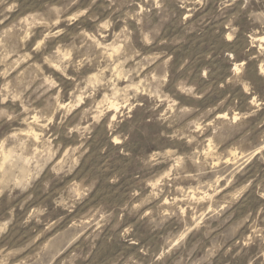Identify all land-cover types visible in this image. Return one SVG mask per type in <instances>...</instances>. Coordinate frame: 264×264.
Wrapping results in <instances>:
<instances>
[{
	"label": "rangeland",
	"instance_id": "obj_1",
	"mask_svg": "<svg viewBox=\"0 0 264 264\" xmlns=\"http://www.w3.org/2000/svg\"><path fill=\"white\" fill-rule=\"evenodd\" d=\"M157 2L163 6L154 7ZM181 2L182 0H125L124 3H118L115 7L120 11L116 15L126 16H123L113 29H106L107 34L94 33L91 30L92 22H87V35L81 34V43L92 37L96 47L102 49L101 56H106L108 60L105 67L110 68L105 75L112 85L109 90L112 95H101L96 106L107 104V116L114 117L108 119L109 125L123 120V114L127 113L132 117L131 124L135 131L124 144L121 143L120 135H113L109 142L104 127L97 128L89 140L91 147L88 155L91 158L84 163L76 160L78 153L72 152V149L78 147L74 142L57 145L52 140L46 150L34 149V153L47 155L49 159H52L51 153L54 152V163L65 169H72L73 177L77 172L80 176L98 177L101 183L97 185V199L103 198L100 204L88 211L70 213V218L61 215L55 222L49 220L44 225V231L36 233L38 238L35 239V244L39 245L36 251L41 259L54 257V264H74L80 249L84 247L81 242L91 241L95 245L93 251L98 260L108 258V264H119L122 257L131 256L128 264H132L137 258L132 254L140 249L159 245L161 253L171 256L178 249L188 247L189 236L203 230L199 244L207 247L203 249V256L198 258V264H246L247 258L243 254L233 259V252L241 246L236 244V241L243 244L254 230L264 231V219H261L264 217V211L257 203L255 194L249 195L253 186L257 192L264 187V175H258L260 168H264V164H259L261 157H264V151L261 150L264 144L259 143L261 138H264V128L261 127L264 125V100L260 98V94H264V84L257 75L264 73V14H261L259 9L253 11L250 16L239 11L235 15L230 11L221 13L217 10L215 0H208L207 5L203 7L197 4L195 8L191 4L181 7ZM98 12L107 14L104 9H98ZM137 16L143 17V28L151 30L154 41L152 44L144 43L140 39L141 22L137 21ZM33 23L32 20L24 23L26 34L29 36L34 30ZM124 28L132 34L127 44L124 36L117 37V33ZM6 39L8 37L0 32V43ZM12 51L7 45L0 47V81L15 78L19 85L32 83L33 78L43 69L32 65L31 53L13 56ZM122 56L128 58L127 63L121 59ZM168 57H171V60ZM95 75L96 73H90L84 85L93 92L100 84L99 78L96 81L91 79ZM162 77L165 87H160ZM177 79H180L184 86H193L199 94L204 95L202 100H192L186 96L182 98L184 106H195L197 112L177 111L180 102L174 103L176 98L173 91H166L170 82ZM247 81L257 85L259 94L250 96L248 91H244L243 86ZM67 86L66 84L65 87ZM0 87H3V84H0ZM125 93H134L137 100L145 102L144 106L138 104L132 107L130 101L121 104L120 97ZM153 100L155 104H152ZM221 100L228 102L223 110L217 106ZM64 103L70 101L65 100ZM210 106L215 107L211 114L206 111ZM249 108L258 110L255 115L249 116ZM73 111L78 112L79 109ZM189 115H195L198 120H207L209 127L215 121L228 120L238 121L239 126L220 130L227 146L217 145L212 136L202 138V146L190 147L186 141L169 140L160 135L164 130L171 133L173 128L186 121ZM149 117L151 121L146 122ZM242 117L244 119H241ZM33 120H38V117L33 116ZM169 124L173 128H169ZM129 126V122L125 121L120 130L127 132ZM22 131L31 133L34 142L40 143V134L35 128L26 126ZM107 131L110 132L111 129L108 128ZM48 139L51 140V137ZM170 145L175 147L170 148ZM101 147H106L107 150L100 153L97 149ZM121 147L131 151L134 156H142L149 150H171L176 155L171 157L170 163L147 166L141 170L134 159L129 161L121 155L118 151ZM189 147L195 155L193 166L197 170L205 171L200 165L203 159L207 168L212 171L223 168L236 171L231 176L213 175L203 181L198 179L196 183L174 180L173 173L180 175L185 172L183 159L177 157L187 153ZM58 148L61 150L57 151ZM225 152L227 155H224ZM11 159V153L0 146V169ZM39 163V159L25 157L24 168L16 177L17 181L29 182L32 167ZM254 164L259 166L254 168ZM104 168L109 171L105 172ZM249 169L252 170L251 173ZM112 174L120 177L118 185L109 186L103 182L105 175ZM78 182L77 179L63 189L73 199L79 191L76 187ZM200 183H206L207 188L199 187ZM237 183L241 187L244 183L248 184L247 189L240 195H237L238 189L234 187ZM62 184L63 182H60L54 187H60ZM153 184L156 186L153 187ZM145 188L148 193H156L154 203L157 223L145 224L144 217L137 215L138 210L130 208L128 214L119 216V229L108 228L107 224L112 220V216L108 215L106 208L110 206L114 209L124 201L130 205L142 203L140 197L134 193L139 190L143 195ZM170 209H175L179 216H172ZM144 211L149 216L152 215L151 207L146 206ZM21 212V209H17L13 214L17 217L18 225L14 239L31 243L29 236L32 233L25 234L23 227L19 226ZM52 215H56V212L53 211ZM160 220L166 221V225L158 226ZM126 228H130V231L125 232ZM188 228H191L192 232L181 241L180 237ZM33 231L35 232V229ZM117 231L119 235L116 234ZM96 233H100V236L96 237ZM221 244L225 246L219 248ZM77 245H80V248H77ZM229 247L232 251H228ZM254 252L253 247L249 255ZM138 254L142 256L144 253L139 251Z\"/></svg>",
	"mask_w": 264,
	"mask_h": 264
},
{
	"label": "clouds",
	"instance_id": "obj_2",
	"mask_svg": "<svg viewBox=\"0 0 264 264\" xmlns=\"http://www.w3.org/2000/svg\"><path fill=\"white\" fill-rule=\"evenodd\" d=\"M124 2L125 0H0V32L8 37L0 43V47L7 45L9 49L13 50V56L31 53L32 65L43 69L29 84L19 85L15 78L0 81V84H3V87H0V146L12 155V159L5 163L3 169H0V177H2L0 179V264H54V257L41 259L40 254L37 253L39 245L35 244V239L38 238L36 233L43 232L44 225L49 220L55 222L61 215L69 216L70 213L88 211L90 208H95L103 199H97L99 196L97 185L101 183L98 177L80 176L79 172L73 177L71 176L72 169H65L54 163V152L51 153L52 159H49L47 155L42 156L39 153H34V149L40 148L41 151H44L52 140L57 145L74 142L78 144V147L72 149V152L78 153L76 160L84 163L91 158L88 152L91 147L89 140L92 139V133L101 126L104 127L109 142L113 135H120L121 143L126 144L129 141V137L135 131V127L131 124L132 117L124 113L123 120L109 125L108 119H114V117L107 116V104L96 106L101 95L104 93L112 95V92L109 91L112 85L105 75L110 70L105 67L108 64L107 57L101 56L102 49L96 47V44L92 42V37H89L88 41L84 43H81L80 39L82 33L87 35V22L89 21L92 22L91 30L96 34L105 33L106 29H113V26L123 16H126V14L116 15L120 9L115 6ZM215 2L218 5L217 10L221 13L230 11L232 15H235L239 11L250 16L253 11L259 9L261 14H264V0H215ZM207 3L208 0H182L180 6L187 7L191 4L195 8L197 4L203 7ZM153 6L159 8L163 5L157 2ZM98 9H104L107 14H100ZM13 13L16 15L13 16ZM136 19L141 22L140 39L144 43L152 44L154 41L151 30L143 28V17L137 16ZM28 20L34 21L32 24L34 30L31 31V36L26 34L24 28V23ZM131 35L126 28L117 33L118 38L124 36L126 44ZM121 59L125 63L128 62V58L122 56ZM168 59L171 60V57ZM3 70L8 71V69ZM12 70L14 71V69ZM90 73H96L91 77L93 81L98 78L100 80L95 92L91 88L84 87ZM257 75L260 77L261 83L264 84V73ZM61 81L63 82L61 83ZM66 84L67 87H65ZM160 87H165L163 77ZM243 87L250 96L259 94L257 85L252 81H247ZM167 90L173 91L176 98L174 103L180 102L177 108L178 112L195 113L198 111L195 106H184L183 97L186 96L192 100L204 99V95L199 94L195 87L184 86L180 79L170 82ZM260 98L264 100V94H260ZM65 100H69L70 103H64ZM125 101H130L132 107H136L138 104L143 107L145 103L137 100L134 93L131 95L125 93L120 97L121 104H124ZM227 103L221 100L217 106L223 110L227 107ZM152 104H155V100L152 101ZM74 109H79V111L74 112ZM257 110L249 108L248 115H255ZM206 111L211 114L215 111V107L210 106ZM33 116H37L38 120L34 121ZM102 118H104L103 125ZM125 121H128L130 125L127 132L120 130ZM150 121L151 117L146 122ZM26 126L35 128L40 134L39 144L34 142L31 133L22 131ZM234 126H239L238 121H215L209 127L207 120H198L195 115H189L186 121L174 128L169 124L168 127L173 128L171 133L164 130L160 135L169 140L186 141L190 147L202 146L204 142L202 138L212 136L217 145L227 146V142L220 135V130ZM261 127L264 128V125ZM108 128L111 129L110 132L107 131ZM48 137H51V140ZM259 143L264 144V138H261ZM174 147L175 145H170V148ZM190 147L187 153L177 157L183 159L185 172L180 175L173 173L174 180L196 183L198 179L203 181L206 178L210 179L213 175L231 176L236 171L228 168L212 171L207 168L203 159H201L200 165L205 171L197 170L193 166L195 155L191 153ZM60 150L57 149V151ZM106 150V147L97 149L100 153ZM261 150L264 151V148ZM118 151L129 161L134 159L141 170L147 166L155 167L158 164L170 163L171 157L176 155L171 150H149L142 156H134L131 151H126L123 147ZM224 155H227V152ZM25 157L39 159L41 163L32 167L29 182L20 183L16 177L24 168ZM45 161L47 162L45 163ZM259 164H264V157H261ZM258 166V164L253 165L254 168ZM101 167L103 168V165ZM104 171L107 172L109 169L104 168ZM248 171L252 172L251 169ZM208 173L210 175H207ZM258 175H264V168H260ZM77 179L79 182L76 183V187L79 191L73 199L63 189H66L70 183ZM60 182H63L60 187H54ZM103 182L109 186L118 185L120 177L115 174L105 175ZM155 186L153 184V187ZM199 187L207 188V184L200 183ZM234 187L238 189L237 195H240L247 189L248 184L244 183L241 187L237 183ZM134 194L140 197L142 203L130 205L124 201L114 209L110 206L106 208L108 215L112 216V220L107 224L108 228L119 229L121 227L119 216L128 214L130 208L138 210L137 215L144 217L145 224L157 223L155 220L156 204L154 203L156 193H148L145 188L143 195L139 190ZM253 194H255L261 210L264 211V187H261L257 192L253 186L249 195ZM169 198L171 199V197ZM146 206L151 207V216L144 211ZM17 209L22 210L19 216V226L23 227L25 234L32 233L29 236L31 243L14 239L18 225L17 217L13 214ZM53 211L56 212V215H52ZM170 212L172 216H179L175 209H170ZM165 225L166 221L164 220L158 222L160 227ZM209 227H211V223ZM151 230L155 231L156 229ZM124 231H130V228H126ZM189 232H192L191 228L185 231L180 240L183 241ZM116 234L119 235V232L117 231ZM202 234L203 230L201 233H193L188 237V247L183 250L178 249L171 256L161 253L159 245L140 249L132 254L137 257L132 261V264H198V258L203 256V249L207 247V245L199 244ZM89 235L91 236L92 233ZM99 236L100 233H96V237ZM110 240L111 237L108 238V242ZM81 243L84 244V247L80 249L78 255L74 253L77 255L74 264H108V258L98 260L97 254L93 251L95 245L91 241L87 243L82 241ZM225 244H221L219 248H223ZM236 244L241 246L233 252V259L243 254L247 258L246 264H264V231L254 230L243 244L240 241H236ZM253 247L255 252L249 255V251ZM77 248H80V245H77ZM219 248L216 250L218 251ZM139 251H143L144 254L140 256ZM228 251H232V248L229 247ZM129 259L131 256L122 257L119 264H128Z\"/></svg>",
	"mask_w": 264,
	"mask_h": 264
},
{
	"label": "bare ground",
	"instance_id": "obj_3",
	"mask_svg": "<svg viewBox=\"0 0 264 264\" xmlns=\"http://www.w3.org/2000/svg\"><path fill=\"white\" fill-rule=\"evenodd\" d=\"M117 104V103H116ZM34 133V132H33ZM2 150V149H1Z\"/></svg>",
	"mask_w": 264,
	"mask_h": 264
}]
</instances>
